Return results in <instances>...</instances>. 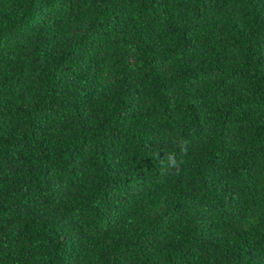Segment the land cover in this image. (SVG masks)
I'll use <instances>...</instances> for the list:
<instances>
[{"label":"trees","instance_id":"obj_1","mask_svg":"<svg viewBox=\"0 0 264 264\" xmlns=\"http://www.w3.org/2000/svg\"><path fill=\"white\" fill-rule=\"evenodd\" d=\"M0 264H264V0H0Z\"/></svg>","mask_w":264,"mask_h":264}]
</instances>
